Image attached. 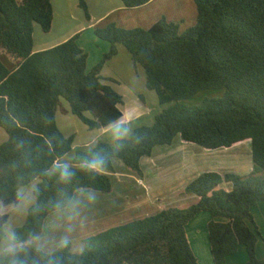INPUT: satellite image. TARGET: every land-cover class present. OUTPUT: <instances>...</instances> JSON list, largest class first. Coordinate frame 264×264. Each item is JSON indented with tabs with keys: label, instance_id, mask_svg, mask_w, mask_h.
<instances>
[{
	"label": "trees",
	"instance_id": "obj_1",
	"mask_svg": "<svg viewBox=\"0 0 264 264\" xmlns=\"http://www.w3.org/2000/svg\"><path fill=\"white\" fill-rule=\"evenodd\" d=\"M121 1L132 8L151 0ZM193 1L197 20L185 29L165 16L148 28L114 22L96 28L110 49L88 70V54L78 44V34L33 51L35 24L46 33L52 29V0H0V127L9 136L0 145V207L17 205L20 189L39 180L27 219L13 232L15 244L23 249L18 256L27 264L49 259L57 264H200L186 226L203 211L212 215L208 232L216 264H227L242 245L248 251L247 264H264L256 253L260 232L252 213L264 200V0ZM79 6L90 19L87 0H79ZM119 45L145 69L147 86L160 104L172 105L153 124L135 127L113 145L99 141L65 161L74 137L57 123L63 99L89 129L108 127L123 117L122 94L101 75ZM3 53L13 66L2 60ZM205 89H222L223 96L195 106L181 102ZM177 136L206 150L250 142L253 168L245 175L205 171L183 190L197 200L92 236L80 253L72 252L68 242L53 252L33 245L48 216L69 207L78 190L112 191L110 176L89 170L87 162L102 157V169L115 172L113 160L120 158L142 177V158ZM56 164L74 173L69 182L61 181ZM8 219L0 211V241L6 237ZM9 259L0 256V264H9Z\"/></svg>",
	"mask_w": 264,
	"mask_h": 264
},
{
	"label": "crops",
	"instance_id": "obj_2",
	"mask_svg": "<svg viewBox=\"0 0 264 264\" xmlns=\"http://www.w3.org/2000/svg\"><path fill=\"white\" fill-rule=\"evenodd\" d=\"M72 1L75 6L79 4V0ZM183 1L182 5L180 1L173 3V0H151L145 5L128 8L121 0H87L90 19H86L81 12H78L76 17L68 14L63 21L66 23V27L61 26L54 33V27L57 23V10L54 0H52L54 9L52 29L47 33L41 32L42 30L37 28V24H35L33 51L51 48L78 34L77 42L87 52V69L91 70L110 49V43L96 35V28L105 27L112 22L124 28H148L162 16H166L170 21L176 20L178 22L180 21L178 19L190 15L188 10L196 22L197 8L195 2L193 4L192 0ZM187 4L188 10H186ZM78 7L76 9H79ZM181 27L182 29L186 28L182 25ZM101 75L103 77L102 73ZM114 80L116 79L112 77L108 80L103 79L105 83H113L115 88ZM116 83L120 84L119 82ZM124 104L125 99L123 97V104L120 105L123 117L108 127L100 128L102 133H107L116 126L126 125L130 128L127 133L130 135L134 128L139 126L137 122L149 115L146 106L142 109L136 108L125 112L122 109ZM245 155H250L251 158L250 142L232 148L206 150L199 145L183 142L177 136L172 144L159 145L154 149L151 156L142 158L143 177H137L135 173L125 168L115 158L113 160L114 167H122L125 175H120L119 172L106 171L102 168L98 169L110 176L113 184L112 191L105 193L93 189L78 190L69 207L55 211L48 216L45 221L44 232L33 239V245L47 252H52L59 248L63 241L70 240L71 250H76L74 253H80L85 248V240L92 236L121 224L156 214L165 208L182 206L197 200V195L184 194L183 190L205 171H218L222 174L227 172L248 174L253 168V162H248L244 157ZM200 156L202 159L198 160V157L201 158ZM231 158L237 162L233 164L234 167L240 166V169L237 167V169L230 171L226 167ZM242 169L244 171H241ZM179 181L183 185L176 187L173 183ZM229 187L230 185H225L226 189ZM252 213L260 232L256 248L257 257L264 260V200L258 202L252 209ZM211 219V213L203 211L186 226L189 243L200 264H216L211 252L208 232V223ZM248 258L247 248L242 245L237 253L227 258V264H247Z\"/></svg>",
	"mask_w": 264,
	"mask_h": 264
},
{
	"label": "rangeland",
	"instance_id": "obj_3",
	"mask_svg": "<svg viewBox=\"0 0 264 264\" xmlns=\"http://www.w3.org/2000/svg\"><path fill=\"white\" fill-rule=\"evenodd\" d=\"M175 1H180L182 5L184 2L183 0H173V3ZM192 2L194 4L193 0ZM54 5L57 10V23L54 27L55 30L54 33H56L61 26H63V28L66 27L65 26L66 23L63 21L66 19L68 14H71L72 16L76 17L78 16V12H81V14H83L87 19L85 11L79 6V4L75 6L72 0H54ZM77 7L79 9H76ZM186 10H188V4L186 6ZM188 13L190 14L188 15L189 18L183 17L178 19L180 21L177 20L184 27H188L195 24L194 18L191 17L190 10H188ZM36 26L37 28H40V30H42L39 24H37ZM41 32L44 31L42 30ZM1 58L9 67L13 66L12 60H10V58L5 53L1 55ZM102 74L103 77L106 78L107 80L111 77L113 79H116L114 80L115 82L114 86L115 89L117 88V91H119L125 99V104L122 105V109L125 112L131 109L134 110L136 108L142 109V107L146 106V108L149 111L148 112L149 115H147L144 119L139 120V122H137L138 125L153 124L155 121V116L158 113H160L165 107H169L170 105H172V104H168V105L160 104L157 93L147 86L145 69L140 64L138 65L134 64L131 54L122 45H120V50L118 54L115 55L112 59L109 60V62L105 64ZM116 82H119L120 84L118 85ZM108 83L113 86V83L111 82ZM222 96H223L222 89H205L200 91L193 98L183 100L181 102L188 106H195L201 104L205 98H218ZM65 109L67 110L65 111ZM57 123L60 129L67 136L74 137L73 150L64 157L65 161H69L70 159L74 158L78 151L88 150L94 147L95 143H97L100 140L113 145L117 137H127V135L129 136V134H125L124 129H127L128 131L130 129L126 125L116 126L107 133H102V131H100L99 129H89V127L85 123H83V121L77 115L73 114L70 111L69 103L64 99L62 100L61 108H59L57 112ZM8 138L9 136L6 130L0 127V145L5 141H7ZM244 157H246V160H248V162H253L252 155L251 158L250 155H245ZM200 159H202V157L201 158L198 157V160ZM232 159L233 158L230 159V162L227 163L226 166L230 171H232L233 169H237L238 167V166H236V168L234 167L233 164L237 162ZM116 160H118V162L123 164L125 168H128L122 159L116 158ZM222 164L226 165L224 163ZM238 168L240 169L241 167L239 166ZM241 171L244 170L242 169ZM115 172H119L120 175L123 174L125 175V173H123L122 167L119 166L115 168ZM131 172L133 171L131 170ZM135 175H137V177H141L137 173H135ZM38 181L39 180H35L31 184L24 186L20 189V193L22 194V199L17 205H9V206L2 205L0 207L1 212L9 214V219L4 227L6 237L2 241H0V247L7 246L9 235L13 234L14 230L17 227L22 226L25 223L27 219L29 207L35 202L34 190L37 187ZM173 184L176 187L179 186L181 187L183 185V183H181L180 181ZM67 242L69 243L71 250V241L67 240ZM71 251L75 252L76 250H71Z\"/></svg>",
	"mask_w": 264,
	"mask_h": 264
},
{
	"label": "clouds",
	"instance_id": "obj_4",
	"mask_svg": "<svg viewBox=\"0 0 264 264\" xmlns=\"http://www.w3.org/2000/svg\"><path fill=\"white\" fill-rule=\"evenodd\" d=\"M127 129H124L125 134H127ZM104 164V160L102 157H94L91 161L87 162V168L92 171H96L99 168H102ZM55 170L59 172V177L63 182H69L74 175L73 172L69 170L67 165L56 164ZM70 203V202H69ZM67 241H63L61 246H66ZM22 248H19L15 244V235L10 234L8 237V244L5 247H0V256L7 255L10 257L9 264H27V262L23 259H20L18 253L22 251ZM46 264H57V261L54 259H49Z\"/></svg>",
	"mask_w": 264,
	"mask_h": 264
},
{
	"label": "built area",
	"instance_id": "obj_5",
	"mask_svg": "<svg viewBox=\"0 0 264 264\" xmlns=\"http://www.w3.org/2000/svg\"><path fill=\"white\" fill-rule=\"evenodd\" d=\"M140 182H142V181H140Z\"/></svg>",
	"mask_w": 264,
	"mask_h": 264
}]
</instances>
